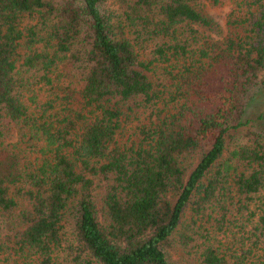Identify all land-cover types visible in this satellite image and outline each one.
Returning a JSON list of instances; mask_svg holds the SVG:
<instances>
[{"label": "trees", "instance_id": "16d2710c", "mask_svg": "<svg viewBox=\"0 0 264 264\" xmlns=\"http://www.w3.org/2000/svg\"><path fill=\"white\" fill-rule=\"evenodd\" d=\"M260 85L264 0H0V264H264Z\"/></svg>", "mask_w": 264, "mask_h": 264}, {"label": "rangeland", "instance_id": "374dc122", "mask_svg": "<svg viewBox=\"0 0 264 264\" xmlns=\"http://www.w3.org/2000/svg\"><path fill=\"white\" fill-rule=\"evenodd\" d=\"M229 9L228 6L223 9L211 6H206L204 8L205 13L216 22V25L211 30L206 28V30H208V32H206L207 34H212L216 39H222L223 36L226 35V15ZM253 94V98L249 101L244 115V119L250 122L241 130L237 131L229 140L228 144L231 148H234L237 144H242L245 141V134L248 131L264 133V86H257L253 90ZM137 122L138 120H135L134 124H129V127L135 125Z\"/></svg>", "mask_w": 264, "mask_h": 264}]
</instances>
